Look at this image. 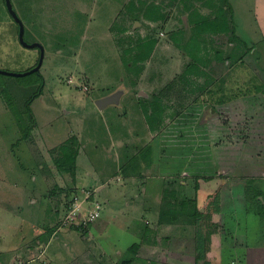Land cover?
<instances>
[{
	"label": "rangeland",
	"instance_id": "rangeland-1",
	"mask_svg": "<svg viewBox=\"0 0 264 264\" xmlns=\"http://www.w3.org/2000/svg\"><path fill=\"white\" fill-rule=\"evenodd\" d=\"M11 1L44 58L28 72L41 48L21 42L0 0V69L21 73L0 72V264H264V0ZM191 2L230 27L202 49L231 56L186 79L193 58L173 38L193 32ZM152 37L135 71L130 49ZM118 90L119 102L98 106ZM217 187L220 212L196 220L181 205ZM153 228L175 245L192 240L189 253L161 261L158 246L146 249Z\"/></svg>",
	"mask_w": 264,
	"mask_h": 264
},
{
	"label": "trees",
	"instance_id": "trees-1",
	"mask_svg": "<svg viewBox=\"0 0 264 264\" xmlns=\"http://www.w3.org/2000/svg\"><path fill=\"white\" fill-rule=\"evenodd\" d=\"M203 3L208 4L207 2H204V1H203ZM193 4L194 3L191 2V4L188 5V6H190V10H191V13H189V19L193 23V32H192L191 36L187 40H185L184 43L181 42L182 39L180 37L179 38H176V37L173 38V40L178 44V46L185 49L186 52L193 58V59L191 58L192 61L188 65V66L192 67V71H189L190 67L186 68L184 74L182 75L183 77H186V79L190 73L199 74L201 72H204V71H202L201 67L204 65L205 66L211 65V63L214 59L218 60V61H223V60H226V58H229L231 56L230 54H228L227 56L225 55V57L223 58V55L225 54L224 50L219 49L217 47L215 48L214 52H212L210 55L208 53L209 51L205 52V50H208V48L202 49L203 46H205V45L208 46V43L211 44V42L214 40V39L212 40V37L208 38L207 36L215 35L218 33H226L230 29V27L228 26L227 19L221 20V19H218V17L211 18L209 15H205V14L201 13L197 7L192 8ZM155 9L157 10V6L155 7ZM153 14H154V12H153ZM195 14H198V17H195ZM147 16H149L152 19H159L162 17V14L160 12H158L154 16V15H150L147 13ZM24 36H25V34H24ZM147 40H148V43L146 45L147 48L145 50H142V44H143L142 42L143 41L138 42L136 44L135 48L130 49V51H135L134 56H133L134 57L133 58V64H134L133 68L135 71H136L137 67L141 68L140 65H138V63H142L145 59H147L151 55L152 51L154 50L155 45L157 44V38L156 37L147 38ZM192 44H195L196 47H194ZM194 49H196V51ZM208 77H211V76L208 75ZM154 97H155V101H158V102H155V101L152 102V106H154V109L156 110V108L158 106H160V108L163 109L161 102H159L160 101L159 99L161 98V96H154ZM30 101L27 102L29 111H30V106H29ZM156 115L157 114L152 113L151 116L156 117ZM151 116H149V117H151ZM157 124L151 125V128L155 129L157 127ZM27 133L28 132L26 131L25 134L27 135ZM149 151H151V150H149ZM148 157H150V156H148ZM73 158H75V159L72 160V162L74 163V161H75V165H76L77 152L75 153V156ZM68 164H70L69 161H68ZM68 164L66 162V165H68ZM73 167H74V164H73ZM60 168H61V166H60ZM72 169L73 168H71V166L68 165L67 168H65L64 170H72ZM73 171H74V169H73ZM73 174H75V172ZM220 175H221V173H220ZM245 188H246V191L249 189V183L248 182L245 183ZM259 195H261V193L257 192V186H256V197H257L256 200L259 202V206L263 207L262 202L264 201V198H263V196H261V198H260ZM180 202H181V205L187 204L189 202H191V205L193 204L194 211L192 213L195 215L194 217H196V220H197L200 216H203L204 214H206L205 210H210V208H214L216 210V212L221 211V208L219 207V205L221 204V192H220V189L217 187V189L213 193H211L210 196L206 199V202L204 203V205L199 204L197 197L191 198L188 200H182ZM180 202H169V206L171 207V206L175 205L176 203H180ZM250 202H251V200H250ZM66 206H69V204L67 203ZM176 206L180 208V205L176 204ZM202 206L205 208L204 211H201ZM260 210H262V209L260 208ZM162 214L166 217L165 212L164 213L162 212ZM177 214H178V212H177ZM177 214L175 217L174 216H170V217H173L174 219H176ZM163 215H162V217H163ZM225 217H226L225 222L229 220L227 223H230L232 216L225 215ZM227 227H229V225H227ZM202 259L203 258H199V259L197 258L196 264H208L207 262H210V260H207L205 263H203V262H201Z\"/></svg>",
	"mask_w": 264,
	"mask_h": 264
},
{
	"label": "crops",
	"instance_id": "crops-1",
	"mask_svg": "<svg viewBox=\"0 0 264 264\" xmlns=\"http://www.w3.org/2000/svg\"><path fill=\"white\" fill-rule=\"evenodd\" d=\"M122 91V90H121ZM123 93H121V95H122ZM120 98H121V96L119 97V101H120ZM182 179H183V181H191L192 179H194V181L196 182V188H201V186H202V184L200 183V181L198 180V179H196V178H194V176L192 177L191 175H183V177H181ZM242 179H244V178H242ZM243 183H244V186H245V183H246V181L245 180H243ZM183 184V183H182ZM198 184V185H197ZM201 184V185H200ZM199 185H200V187H199ZM194 197H197V199H198V201H199V199H200V196H198V195H195V196H193V198ZM206 202V200L203 202V204H200V201H199V204L200 205H204V203ZM205 210V208L202 206L201 207V211H204ZM249 210V209H248ZM248 210H246L247 212V214H248V216L250 217V214L248 213ZM160 215H161V220L163 221V222H168L167 223V225H170V224H172V223H176V221H179V219L178 218H176V219H174L173 217H165L164 215H163V217H162V212L160 213ZM227 215H229V214H227ZM232 215V214H231ZM230 215V216H231ZM219 216V215H218ZM164 224H166V223H162V224H159L158 226H160V227H162V228H164ZM173 225V224H172ZM221 227H223V229H225V227L224 226H221ZM154 229V228H153ZM155 230V235H157V238L155 239V242L151 245V246H148L146 249L147 250H150V249H154V247L155 246H158V247H156V248H160L161 249V256H163L162 258L160 257V260L161 261H165V262H169V260L170 259H179L180 257H178L177 255L179 254V255H186V254H188L189 253V242L190 241H192V240H190V239H184V240H186V241H180L179 242V244L178 245H175V240H174V238H167V237H164V236H162V234H160V233H157V231L158 230H156V229H154ZM54 236V235H53ZM240 236H242V235H240ZM156 237V236H155ZM164 237V239H162ZM221 237V236H220ZM194 240V239H193ZM167 242H169V244L170 245H172L173 244V247H166V245H165V243H167ZM194 244V246H195V242L193 243ZM194 253H195V251L194 252H192V253H190V255H189V259L191 260L192 259V257H194ZM93 254H89L88 255V257H87V259L89 260V261H92V260H90L93 256H92ZM39 257V256H38ZM169 257H171L170 259H169ZM23 260V259H22ZM31 261H29L28 263H25V262H23V261H21V263L20 264H47V261H34V259H30ZM210 261H213V257H211L210 259H209ZM86 264V263H85Z\"/></svg>",
	"mask_w": 264,
	"mask_h": 264
},
{
	"label": "water",
	"instance_id": "water-1",
	"mask_svg": "<svg viewBox=\"0 0 264 264\" xmlns=\"http://www.w3.org/2000/svg\"><path fill=\"white\" fill-rule=\"evenodd\" d=\"M7 2V6L8 8L10 9V11L12 12L14 18L16 19V21L19 23L20 25V31H19V36H20V40L21 42L25 45V46H28V47H35V46H39L41 48V57H40V60L38 62V64L35 66V68H33L32 70L28 71V72H31V71H36V70H39L42 63H43V58H44V47L42 44L38 43V42H33V43H29L25 40V26L23 24V22L20 20V18L17 16V13L15 12V10L13 9V5H12V1L11 0H6ZM0 72L2 73H7V74H14V75H18V74H21V73H15V72H9V71H5V70H1L0 69ZM121 91L118 90L110 95H107L103 98H100L98 100H96L98 106L100 108H104L105 106H107L109 103H116V102H119V97L121 96Z\"/></svg>",
	"mask_w": 264,
	"mask_h": 264
},
{
	"label": "built area",
	"instance_id": "built-area-1",
	"mask_svg": "<svg viewBox=\"0 0 264 264\" xmlns=\"http://www.w3.org/2000/svg\"><path fill=\"white\" fill-rule=\"evenodd\" d=\"M97 209L91 212L90 219L94 220L96 219L100 214H99V206L96 207Z\"/></svg>",
	"mask_w": 264,
	"mask_h": 264
},
{
	"label": "flooded vegetation",
	"instance_id": "flooded-vegetation-1",
	"mask_svg": "<svg viewBox=\"0 0 264 264\" xmlns=\"http://www.w3.org/2000/svg\"><path fill=\"white\" fill-rule=\"evenodd\" d=\"M18 25H19V23H18ZM19 29H20V25H19ZM20 31V30H19ZM37 48V47H36ZM121 90V89H120Z\"/></svg>",
	"mask_w": 264,
	"mask_h": 264
}]
</instances>
